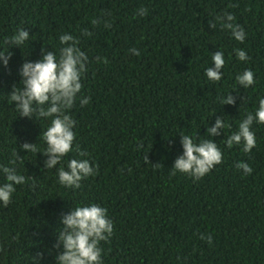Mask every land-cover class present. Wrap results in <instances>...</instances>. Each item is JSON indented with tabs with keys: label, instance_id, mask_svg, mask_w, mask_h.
<instances>
[{
	"label": "trees",
	"instance_id": "16d2710c",
	"mask_svg": "<svg viewBox=\"0 0 264 264\" xmlns=\"http://www.w3.org/2000/svg\"><path fill=\"white\" fill-rule=\"evenodd\" d=\"M141 6L143 17L136 15ZM226 10L245 28L243 44L209 28ZM17 27L35 40L27 56L10 49L9 68L0 70L4 94L19 84L25 59H40L42 46L55 48L59 33H92L81 43L89 56L82 94L90 103L75 105L71 115L74 147L87 154L96 174L77 190L60 187L54 171H42L45 157L19 151L38 142L40 123L15 120L0 97V163L17 146L18 169L27 178L8 207H0V264H33L37 254L41 264H54L60 218L81 203L105 207L113 220V236L101 245L104 264H264V126L254 125L250 154L223 143L244 109L264 96V0H0V41ZM236 47L248 53L246 64L235 60ZM217 50L226 64L222 80L211 84L203 72ZM245 68L255 74L254 87L233 92L235 106L214 103ZM219 116L231 125L214 138L222 162L200 180L171 175L182 153L178 134L204 138ZM240 161L251 166L250 175L236 169Z\"/></svg>",
	"mask_w": 264,
	"mask_h": 264
},
{
	"label": "clouds",
	"instance_id": "9594fccd",
	"mask_svg": "<svg viewBox=\"0 0 264 264\" xmlns=\"http://www.w3.org/2000/svg\"><path fill=\"white\" fill-rule=\"evenodd\" d=\"M146 14L147 9L143 6L136 10L137 16L143 17ZM100 22V19L94 20L93 25L99 26ZM104 26L109 25L105 23ZM208 26L211 29L218 27L237 44H243L247 37L245 28L227 10L216 15L208 22ZM91 35L87 29L80 30L79 35L70 31L59 33L55 48L48 50V47L42 46L40 59H25L18 70L19 84H14L7 94L0 93V97L6 100L15 113V120L27 118L41 125L38 142H25L20 145L19 151L45 157L42 171H54L56 183L73 191L81 187L82 181L96 174L91 160L85 158L87 154L74 147L77 121L71 115L75 105L83 108L90 103V97L82 94V81L88 71L89 56L82 49L81 43L83 38H90ZM33 40L34 36H30L24 27H17L10 35L5 36L0 41V70L9 68L12 56L10 49L19 48L27 56ZM129 52L136 56L140 54L135 48L129 49ZM232 52L236 61L245 64L248 62L249 56L244 49L236 47ZM225 64L223 51L211 53L209 66L203 72L206 82H220ZM255 83V74L250 68H245L235 74L232 91L218 94L214 103L222 107L235 106L236 98L232 93L240 88L246 92ZM254 125L264 126V96L257 97L251 111L244 109V116L238 121L235 130H230V123L224 116H219L214 124L205 127L206 135L201 136L204 138L198 139L196 134H178L182 153L174 160L171 175H186L194 181L206 176L222 162L223 153L214 138L222 132L225 135L226 129L230 131L223 140L225 146H235L242 153L250 154L257 144ZM74 151L79 153V158L70 157ZM22 160L16 146L9 154L7 162L0 163V207H8L17 187L27 182L26 176L18 169V163ZM145 163L149 164L147 157ZM235 167L244 175H250L253 171L244 161L237 162ZM60 224L62 227L56 230L53 245L56 250L54 264H104V250L101 245L108 242L114 233L113 220L105 207L97 203L74 205L61 216ZM200 239L212 243L210 235H201ZM42 257L43 254L33 257V264H41Z\"/></svg>",
	"mask_w": 264,
	"mask_h": 264
}]
</instances>
